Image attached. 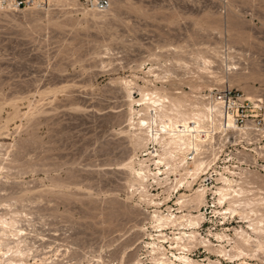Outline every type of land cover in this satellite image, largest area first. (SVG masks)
<instances>
[{"label":"rangeland","instance_id":"1","mask_svg":"<svg viewBox=\"0 0 264 264\" xmlns=\"http://www.w3.org/2000/svg\"><path fill=\"white\" fill-rule=\"evenodd\" d=\"M89 1L98 0L0 10V264H161L151 243L172 260L181 252L179 230L158 243L154 211L177 212L179 197L223 184L156 165L169 160L160 145L135 134L150 113L135 102L142 93L159 91L205 126L204 96L229 88L264 121V0H109L102 12ZM249 127L223 156L240 174L228 195L236 213L186 204L178 214L202 213L197 237L211 244L192 247L199 263L264 264V232L249 226L264 228V130ZM141 164L150 171L143 185L130 168ZM175 178L184 185L174 189Z\"/></svg>","mask_w":264,"mask_h":264},{"label":"bare ground","instance_id":"2","mask_svg":"<svg viewBox=\"0 0 264 264\" xmlns=\"http://www.w3.org/2000/svg\"><path fill=\"white\" fill-rule=\"evenodd\" d=\"M158 92L155 90V92L147 93L146 91V93L141 94L140 99L135 101L136 103H138L139 106H143L147 110V112L150 111V113H154V115L149 113V118L139 120L138 127L140 131L135 134L137 136H141V134L143 133L147 135L150 141L160 145L163 154L162 156H164L163 158L168 157L169 160L167 162H163L161 159H159L156 162V165L166 164V166H168L171 164L173 165L174 171L177 170V166H180L184 170H186L187 175H190V177L194 179L200 172L205 170V163L202 159H197L192 163H189L186 161L185 153L189 149L199 150L201 148L202 142L204 141L201 137V132L207 131V126H203L200 123H196L194 119L190 117L185 119L184 115H180L181 113L179 112L181 106L173 104L166 95H162V93L159 94ZM213 111L219 113V110L217 108H214L212 106L207 107L205 115L206 120L209 119L210 115L212 116ZM215 126H217V123H215ZM140 136L139 138L143 139ZM154 152H157V156H160L157 150ZM172 161L174 162V164ZM188 164H193V169L189 168ZM140 166L141 168L139 169H134L132 166L129 167L137 176V181L140 183V185H143L144 182L148 180L147 173H149L150 171L148 168L143 167L142 164ZM156 174L161 175V170L159 169L158 172L155 173V175ZM175 180L177 181V185L174 189H176L177 187L180 188L184 185L183 179L175 178ZM222 182L223 186L217 188V192L220 196L218 200L220 202H223L224 200H226V198H229L228 195H230L231 191H233V188H231L233 182L231 180L222 178ZM190 187L191 183H188L187 188ZM194 193L195 196L190 199H186L189 195H187L185 198L183 197L184 199L182 197L178 198V203L180 207L177 212H174V210H172L171 208L168 209L167 214H162L159 211H154V215L152 216V219L155 223L154 228L157 229V232L161 233V237H157L159 241L158 243L165 244L169 240V238H167V236L163 233L164 230L168 228H173V230H179V232L174 234V238H172L173 240H176V247H180L179 250L181 251L179 254H172L174 260L170 259V257L167 256V254L164 252V247L162 245H158L157 243H151L153 247V252H155L156 250L160 252L162 249V258L160 260L161 264H202L190 257L189 253L192 247L195 246L196 243H199L202 244L207 250H209L211 241L209 239L206 240L204 238H201L199 240L197 237L198 233L196 230H198V228L200 227L201 220L204 219L202 218V213H200L199 215H194L191 213L178 215L179 213L183 212L181 209L186 204L189 205V209L195 210V212L199 211V208L204 206L207 189H205L204 187L199 188L195 190ZM154 204L156 203L154 202ZM234 204V201H229V207L227 209L226 214L232 215L236 213V210L231 208ZM226 214L223 215V218L226 217ZM260 223L261 221H259L257 224H255V222H251L249 225L252 230L254 232L259 233V235L264 232V228L258 227L260 226ZM4 225H6V222L0 218V226ZM236 235L241 240L244 247H250L252 242V236L248 232L243 229H240V231H236ZM216 236L218 239H221L223 241V239L227 238L228 235L223 233L216 234ZM150 237L153 240L154 236L152 234L150 235ZM258 243V247L262 251H264L262 243L260 241H258ZM171 249H173V247ZM237 250L238 254H236L235 257L241 258L246 254L243 248H238ZM219 253L224 257L228 256L229 259H233V257H231L225 247H222L219 250ZM208 264L223 263H211L209 261ZM239 264L249 263L243 261Z\"/></svg>","mask_w":264,"mask_h":264},{"label":"built area","instance_id":"3","mask_svg":"<svg viewBox=\"0 0 264 264\" xmlns=\"http://www.w3.org/2000/svg\"><path fill=\"white\" fill-rule=\"evenodd\" d=\"M89 3L93 9L100 12L109 8V0L89 1ZM44 5L45 0H0V10L21 11L34 7L41 8ZM204 97L206 105L217 108L219 113L213 111L212 116H209L206 121L207 131L201 132L204 140L201 148L199 150L189 149L185 153L186 161L192 163L197 159H202L205 163V170L201 177H205V180L208 177L214 178L215 183L219 184H223L222 178L229 179L233 182V188L239 191L240 174L229 171V166H226L228 160L223 158V156H228L230 147H233L229 144L230 136L236 132L240 134V128H247L248 125L253 133H261L264 130V121L260 118V114L247 113L249 108L258 107L257 105L254 106L248 98L229 88L213 90ZM219 197L217 188L206 194L205 204L202 207L205 213L218 212L219 216L227 213L230 199L226 198L220 202Z\"/></svg>","mask_w":264,"mask_h":264}]
</instances>
